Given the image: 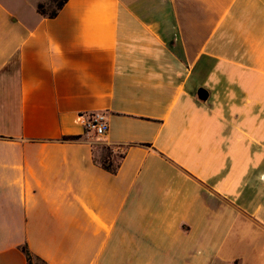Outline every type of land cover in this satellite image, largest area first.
<instances>
[{
  "label": "crops",
  "instance_id": "0c3cea01",
  "mask_svg": "<svg viewBox=\"0 0 264 264\" xmlns=\"http://www.w3.org/2000/svg\"><path fill=\"white\" fill-rule=\"evenodd\" d=\"M22 247L264 264V0H67L53 18L0 0V264H27Z\"/></svg>",
  "mask_w": 264,
  "mask_h": 264
},
{
  "label": "trees",
  "instance_id": "16d2710c",
  "mask_svg": "<svg viewBox=\"0 0 264 264\" xmlns=\"http://www.w3.org/2000/svg\"><path fill=\"white\" fill-rule=\"evenodd\" d=\"M53 6H51L50 10L47 11L45 9L46 5L38 4L36 6V12L46 18H53L57 15V13L61 10L67 0H51ZM49 7V6H48ZM77 140L79 136H71V137H64L63 140ZM101 151V156L99 159L94 158V161L104 170L109 172L110 174H116L120 162L122 159L121 155H114L112 151L107 146H102L99 148ZM22 251L26 256L27 264H44L42 261L37 259L36 257L32 256V254L27 250L26 247H22Z\"/></svg>",
  "mask_w": 264,
  "mask_h": 264
},
{
  "label": "rangeland",
  "instance_id": "374dc122",
  "mask_svg": "<svg viewBox=\"0 0 264 264\" xmlns=\"http://www.w3.org/2000/svg\"><path fill=\"white\" fill-rule=\"evenodd\" d=\"M6 6L13 12L25 16L26 18H31L36 16L35 8L38 2L44 3L46 5L45 9L50 10L53 3L51 0H1ZM49 6V7H48ZM104 145H98V148Z\"/></svg>",
  "mask_w": 264,
  "mask_h": 264
},
{
  "label": "built area",
  "instance_id": "2783aa9c",
  "mask_svg": "<svg viewBox=\"0 0 264 264\" xmlns=\"http://www.w3.org/2000/svg\"><path fill=\"white\" fill-rule=\"evenodd\" d=\"M85 130L92 132L95 136L102 137L106 134L108 123L106 117L101 112H95L85 116L84 120Z\"/></svg>",
  "mask_w": 264,
  "mask_h": 264
},
{
  "label": "water",
  "instance_id": "95a60500",
  "mask_svg": "<svg viewBox=\"0 0 264 264\" xmlns=\"http://www.w3.org/2000/svg\"><path fill=\"white\" fill-rule=\"evenodd\" d=\"M197 98L200 100V101H203V102H206L207 99H208V93L207 91L204 89V88H199L197 90Z\"/></svg>",
  "mask_w": 264,
  "mask_h": 264
}]
</instances>
